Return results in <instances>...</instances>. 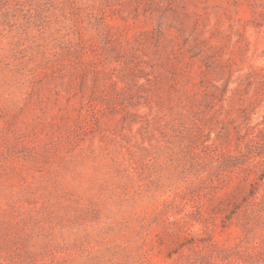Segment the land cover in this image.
Segmentation results:
<instances>
[{"label":"rangeland","instance_id":"1","mask_svg":"<svg viewBox=\"0 0 264 264\" xmlns=\"http://www.w3.org/2000/svg\"><path fill=\"white\" fill-rule=\"evenodd\" d=\"M0 264H264V0H0Z\"/></svg>","mask_w":264,"mask_h":264}]
</instances>
